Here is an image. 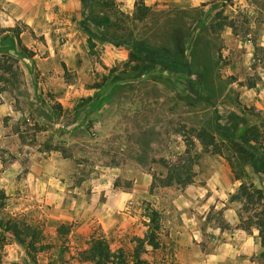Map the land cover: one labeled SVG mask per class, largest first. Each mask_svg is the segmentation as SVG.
I'll list each match as a JSON object with an SVG mask.
<instances>
[{
  "label": "rangeland",
  "instance_id": "obj_1",
  "mask_svg": "<svg viewBox=\"0 0 264 264\" xmlns=\"http://www.w3.org/2000/svg\"><path fill=\"white\" fill-rule=\"evenodd\" d=\"M4 53L17 80L0 78V189L4 213L43 231L36 264H89L77 253L95 237L145 264H264L229 202L241 180L263 186L250 161L264 152V0H0ZM201 127L222 153L203 150ZM166 164L189 165L192 182L163 185ZM152 211L158 246L141 250ZM1 237V264H34Z\"/></svg>",
  "mask_w": 264,
  "mask_h": 264
},
{
  "label": "trees",
  "instance_id": "obj_2",
  "mask_svg": "<svg viewBox=\"0 0 264 264\" xmlns=\"http://www.w3.org/2000/svg\"><path fill=\"white\" fill-rule=\"evenodd\" d=\"M150 13V7L145 5L142 1H136L134 3V11L131 18L136 21L144 20ZM14 36L17 40V45L21 52L27 57L34 55L33 51L29 50L27 47L21 44L19 33L15 32ZM102 41L110 42L108 38H103ZM114 45H118L115 43ZM158 60L167 63L171 66L177 67L178 69L186 72H190V65L188 62L181 59H174L171 57H164L161 54L156 55ZM131 60L137 57L131 53L129 55ZM15 59L9 54H1L0 70L4 74H8V77L1 76V80L5 82H13L17 80V69H15ZM64 72L66 74L67 68L63 65ZM2 90H5L2 88ZM216 130L219 134L226 135L229 140H232L234 133L231 129L222 126L219 123V115L216 114ZM226 128V129H225ZM253 130L254 127H251ZM195 132V136L199 139V142L204 151H210L211 153H222L220 145L215 140L213 134H211L207 129L201 127L199 129H192ZM223 131V132H222ZM243 141L246 142V138L241 137ZM187 141V145H189ZM189 148L187 146L186 151ZM228 158V157H227ZM229 164L231 171L234 174V178L240 180V175L236 172L234 163L230 161ZM251 168L254 173L259 175L260 181L262 182V187H255L252 183H246L240 181L236 191L232 193L229 197V202L237 203L239 209L237 210V215L239 219V227L246 231L251 232L252 229L257 230V236L260 239L261 245L264 246V152L259 155H253L250 161ZM167 168L166 175L162 179L163 185H186L192 182L193 174L189 165L187 164H166ZM8 195L3 189H0V232L2 234H8L11 239L18 245L25 248L29 258L35 263V254L39 251H43L47 248V245L42 243L43 231L38 226L28 222L22 216L9 215L4 213L6 207V201ZM158 213L152 211L149 219L150 231L145 235L144 238L136 237L137 242H139V248L142 250L143 242L147 241L149 245L153 248L158 246L156 241V230L158 229ZM60 234H66L68 228L65 225H60L57 229ZM4 237L0 238V264L2 259V248L4 246ZM77 260L81 263L89 264H145L144 260L139 256V254L128 255L122 249L112 250L108 242L102 237L91 238L88 245L83 250L77 253Z\"/></svg>",
  "mask_w": 264,
  "mask_h": 264
},
{
  "label": "crops",
  "instance_id": "obj_3",
  "mask_svg": "<svg viewBox=\"0 0 264 264\" xmlns=\"http://www.w3.org/2000/svg\"><path fill=\"white\" fill-rule=\"evenodd\" d=\"M72 2V0H70Z\"/></svg>",
  "mask_w": 264,
  "mask_h": 264
}]
</instances>
